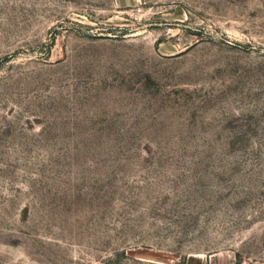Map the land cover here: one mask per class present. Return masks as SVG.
I'll list each match as a JSON object with an SVG mask.
<instances>
[{
    "label": "rangeland",
    "instance_id": "obj_1",
    "mask_svg": "<svg viewBox=\"0 0 264 264\" xmlns=\"http://www.w3.org/2000/svg\"><path fill=\"white\" fill-rule=\"evenodd\" d=\"M0 264H264V0H0Z\"/></svg>",
    "mask_w": 264,
    "mask_h": 264
}]
</instances>
